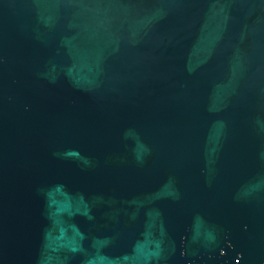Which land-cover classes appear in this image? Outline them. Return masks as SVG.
<instances>
[{
	"label": "water",
	"instance_id": "95a60500",
	"mask_svg": "<svg viewBox=\"0 0 264 264\" xmlns=\"http://www.w3.org/2000/svg\"><path fill=\"white\" fill-rule=\"evenodd\" d=\"M0 264H264V0H0Z\"/></svg>",
	"mask_w": 264,
	"mask_h": 264
}]
</instances>
